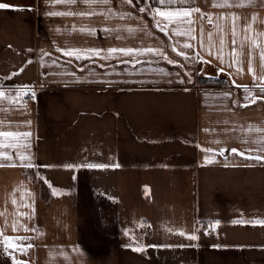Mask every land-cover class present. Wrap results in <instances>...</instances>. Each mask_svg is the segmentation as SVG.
Instances as JSON below:
<instances>
[{
    "label": "crops",
    "instance_id": "0c3cea01",
    "mask_svg": "<svg viewBox=\"0 0 264 264\" xmlns=\"http://www.w3.org/2000/svg\"><path fill=\"white\" fill-rule=\"evenodd\" d=\"M227 2L0 0V264H264V0Z\"/></svg>",
    "mask_w": 264,
    "mask_h": 264
},
{
    "label": "snow or ice",
    "instance_id": "6c2138e0",
    "mask_svg": "<svg viewBox=\"0 0 264 264\" xmlns=\"http://www.w3.org/2000/svg\"><path fill=\"white\" fill-rule=\"evenodd\" d=\"M100 2L102 3H107L108 0H100ZM126 2L129 4V5H133V0H126ZM148 3L149 5L151 4V0H136V3ZM157 2L160 4V5H164L165 3H172L173 0H157ZM214 7H224V6H231L228 4L227 0H223V3H220V4H213ZM10 5L8 4H4V3H0V9H6V8H9ZM150 10V14L151 16L153 17V19L155 18V16L159 15L161 17H164L166 18L169 22H172L173 18L174 17H179L181 19H184V18H190L191 16V10H184V11H169V12H165V11H162L160 8H151V9H148V8H139V11L140 12H145V11H149ZM196 11H199V9H196ZM46 15H74V13H46ZM188 22L191 23V20L188 19ZM157 27H159V24L156 25ZM87 29H81V31H86ZM105 31H108L107 29H104ZM162 31H164V29H161ZM129 31H133L132 29H129ZM191 31V30H190ZM176 34H181L179 32H177ZM194 38V37H193ZM183 47H191L190 44H185L183 45ZM175 51V49H173ZM90 51L93 55H99V52L100 50H96V49H90L88 50ZM110 54L111 53H115V52H121L123 53L124 55H131L133 53V50L132 49H109L107 50ZM148 51H151L153 53H162V50L161 49H148ZM81 50H78V49H71V50H67L66 51V55H69V56H75L77 59H80L82 58L81 57ZM177 55H183L185 59H188L187 55L183 54V53H180V52H177ZM262 59H264V54H262ZM164 59H167L166 56H164ZM168 63H174V61H171V60H168ZM249 71H251V67L249 68ZM18 74V73H16ZM33 96H34V93H33ZM7 97V93L2 89L0 88V99H4ZM20 100H21V97L17 96L15 99H10L9 102L14 104V105H19L20 104ZM252 102L255 103V99L253 98L252 99ZM2 123V122H0ZM30 121L27 122L28 125H30ZM31 136V133H19V132H0V148H4V147H15L17 146V144H4L3 141L5 139H8V140H11V141H16L18 143L19 139L21 137L23 138H28ZM25 147H30V145L28 144H25L24 145ZM203 151H206V152H210L212 150H205V149H202ZM223 151L222 150L219 154L220 155H223ZM233 153H236V154H240V155H243V153H238L236 149H232L231 150ZM246 158H251V157H246ZM0 159H7V160H11V157L5 155V153L3 152H0ZM17 159H19L21 162H24V161H30L31 160V157L25 155V154H19L17 156ZM255 159L259 160V159H262L261 157H255ZM214 161L211 160V159H208L206 157L205 159V163H213ZM5 165L3 164H0V167H4ZM7 166H16L15 164H9ZM25 166H28V167H32L33 165L31 163H27ZM117 167L119 165H116ZM44 167H56L54 165H45ZM63 167L65 168H72V169H77L79 167H86V168H104V167H107L106 165H95V164H85V165H63ZM41 179H43V177H41ZM13 203H15V201H13ZM233 223H244V221H240V220H237V221H233ZM250 223H259V224H264V221H251ZM219 224V221H214V222H210V224L208 225V227H215L216 225ZM181 235H184V233H180ZM189 239H196L197 237L196 236H190L188 237ZM23 251V249H21ZM134 251H143L144 249L143 248H134L133 249Z\"/></svg>",
    "mask_w": 264,
    "mask_h": 264
},
{
    "label": "trees",
    "instance_id": "16d2710c",
    "mask_svg": "<svg viewBox=\"0 0 264 264\" xmlns=\"http://www.w3.org/2000/svg\"><path fill=\"white\" fill-rule=\"evenodd\" d=\"M206 78H207V77H205V79H206ZM219 78H220L221 80L223 79V78H221V77H219ZM221 80H220V81H221Z\"/></svg>",
    "mask_w": 264,
    "mask_h": 264
},
{
    "label": "rangeland",
    "instance_id": "374dc122",
    "mask_svg": "<svg viewBox=\"0 0 264 264\" xmlns=\"http://www.w3.org/2000/svg\"><path fill=\"white\" fill-rule=\"evenodd\" d=\"M7 241H8V238H7Z\"/></svg>",
    "mask_w": 264,
    "mask_h": 264
}]
</instances>
